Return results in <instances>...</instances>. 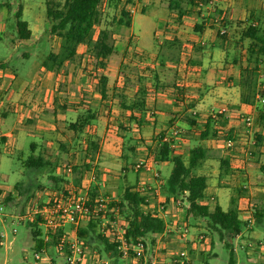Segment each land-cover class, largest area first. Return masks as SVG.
Wrapping results in <instances>:
<instances>
[{
  "label": "crops",
  "instance_id": "obj_1",
  "mask_svg": "<svg viewBox=\"0 0 264 264\" xmlns=\"http://www.w3.org/2000/svg\"><path fill=\"white\" fill-rule=\"evenodd\" d=\"M13 1L15 0L4 3L10 4L5 6L11 11L10 14L5 11V8L0 7V23L14 14ZM215 1L218 12L225 14L230 23L226 30L235 27L238 21L249 24L247 20L251 17L261 18L259 23L264 27V16L261 15V13L264 14V0ZM169 4L170 0H137L135 3L130 0L126 8L132 15L131 28L126 31V35L119 38L122 43V55L119 56V60L113 59L114 55L117 57L115 49L103 70L96 69L93 61L88 63L85 46L79 48V53L83 55L80 62L67 61L58 72L43 69L42 62L45 58L41 59L30 82L21 80L18 70L11 68L8 61H3L8 65L3 64L2 66L0 63V124L3 126L0 125V154L10 152L15 148L16 142L31 135L32 126L27 125L34 124L33 127L36 129L35 132L40 142H32L30 148L33 154L39 148L38 156L44 158L47 167L31 171L46 173L50 181L47 186L45 183H38L34 188V194L40 200L47 201L52 193L57 192L74 193L77 196H88L93 192L96 197L103 196L108 192L101 191L102 182L110 185L121 175H127L128 172L133 171L135 184L130 185L126 182L128 185L122 193L128 187H149L152 193L159 190L160 200H158L161 202L160 190L170 175L169 169L164 170L163 167L171 162H157L156 169L160 173V179L164 182L159 186L151 174L135 171L134 163L129 166L124 159L123 148L126 144H122V140L128 142L131 138H125L126 136L122 134H132L138 136L134 138L135 141L141 140L140 144L132 145V153L136 151L147 153L150 146L154 151L158 148L159 137L162 134L177 127L181 135L178 148L174 150L185 160L188 159L194 147L201 146L205 150V159L196 169L197 174L208 178L205 198L201 200V203L213 207L219 204L216 190L220 188L230 190L231 201L232 199L235 201L240 218L251 224L246 232L251 233L254 231L255 222L253 208H264L261 205L255 206L249 199V195L254 194L264 198V162L262 163L261 160L264 157V151H260L257 156L251 152L250 155L255 159L251 160L246 155L247 157L241 161L237 158L241 157L239 153L243 154L244 149L237 148L236 153L229 154L233 149L227 148L226 142L221 137L229 132L236 142L241 137L239 130L241 120L247 114L241 102L240 89L241 68L247 65L240 63V55H236L237 50H234L239 47L241 38L239 42H234V48L230 49L228 44L230 45L232 40L229 35L220 36L213 15L189 7L180 16L177 11L170 10ZM132 5L138 8V12L130 9ZM151 10L160 22L158 31L164 29L169 35H173V38L166 41L168 45L161 46L155 33L152 45L142 48L138 46L139 37L134 32L133 20L137 13L149 18L152 14L149 13ZM251 22L258 24L256 19ZM30 29L32 31V28ZM2 33H4V25L0 24V34ZM171 41H176V45L171 46L169 44ZM132 42H134L133 45ZM183 44L191 45L190 51L194 47V53L196 49L200 52L197 56L199 58L197 63L193 62L188 69L186 64H181L180 50ZM160 47H163L160 57L157 58L156 55L154 57L153 52L158 53ZM83 48L84 51L80 52ZM132 53L136 56L142 55L141 61H136ZM191 66L194 68L191 69ZM171 70L177 75V77L174 75L172 81L166 74ZM101 74L107 77L105 97H102L97 90L98 77ZM263 88L258 83V89L263 91ZM119 95H122V99L118 97ZM260 97L258 94L249 112V114L254 113L255 122L259 125L255 136L257 141L260 139L258 142H262L264 137V128L259 121V109L264 111V104L260 103ZM123 98L127 103L144 98L145 109L142 111L135 108L124 109L121 106ZM192 112L197 115L194 116ZM215 112H221V114L218 113L220 117L212 120L208 135L201 137L208 119L213 117ZM89 113L94 115V119L85 127L83 133L75 134L68 129L70 123L76 122L79 117ZM132 113L141 118V124L136 121L130 122L126 118ZM11 116L14 118L11 119ZM190 120H193L194 124L190 123ZM213 131H218L219 134L214 135ZM183 132L186 135L183 134L182 138ZM249 133L251 135V131ZM89 141L97 142V150H90ZM80 144L82 145L81 151L75 150ZM46 149L47 151L43 153ZM51 150L55 151V155L58 156L57 161L51 157L53 152ZM63 151L65 154L61 157L60 154ZM114 157H122L124 164L110 161ZM139 158L137 157L138 160ZM222 160L227 164L223 165ZM61 164L65 167L61 168ZM67 168H72L74 173L69 172ZM95 171L100 172V175L96 176V180H92L91 176ZM52 175L53 177H50ZM244 177L246 178L245 185L242 184V187L234 185L236 180L243 182ZM243 189L246 194L242 193ZM18 193L21 194L22 191L18 190ZM113 194L117 197L118 193L114 191ZM109 197L117 199L110 192ZM149 197L148 208L156 209L151 211L157 213L158 200L151 195ZM169 200L171 208L165 213H158L165 221L166 228L176 225L178 219L187 220L188 224L185 223L187 226L191 224L190 220L193 216L187 211L189 203L183 197L173 195ZM175 203L179 205L178 208L175 207ZM198 218L200 217H193V219ZM201 224L197 221L193 227ZM196 228L189 229L190 236L203 234L201 229L199 231V228ZM246 232L244 230L235 239L243 237ZM156 241L159 246L162 245L164 252L158 264H173L172 254L180 247V242L168 236L164 239L158 236ZM202 248L205 251L199 249V252H203L204 255L211 246L207 242ZM233 249L236 256L237 249L235 246ZM204 258L203 256V260ZM193 260L195 263L199 259ZM85 264H93L91 257L86 260ZM146 264L152 263L147 262Z\"/></svg>",
  "mask_w": 264,
  "mask_h": 264
},
{
  "label": "trees",
  "instance_id": "obj_2",
  "mask_svg": "<svg viewBox=\"0 0 264 264\" xmlns=\"http://www.w3.org/2000/svg\"><path fill=\"white\" fill-rule=\"evenodd\" d=\"M17 1H19V4L14 12L17 38L21 41L29 40L32 37V31L29 28V23L22 19L24 11L22 0ZM197 2L198 0H170L169 8L172 11H177L182 16L187 8H196ZM129 4L130 0H46V16L49 21L48 31L51 35L58 37L61 42L57 51H51L45 57L42 68L47 71L58 72L67 61L80 62L82 55L79 53V48L85 46L87 48L88 63L93 61L96 69L103 70L115 50L113 42L114 35L117 34L116 30L128 31L131 28L132 15L130 10L126 8ZM9 5L2 4L0 7ZM108 9L113 11V14L108 13ZM219 14L222 16L221 25L226 29L230 24L227 16L223 13ZM254 19L258 21V24L251 22ZM260 19L259 17H251L247 20L249 24L241 34L243 39L250 41L247 53L249 62L254 60L255 64L254 68L248 66L241 68V102L244 105L246 115L249 114L251 107L255 104L257 95L264 96V90L261 91L262 93L258 91L260 65L264 62V27L259 23ZM224 35L226 33L220 34V36ZM169 44L174 46L176 41H171ZM1 65L3 66V64ZM106 87L107 77L101 74L98 77L97 90L102 97L106 95ZM118 97L122 99V95ZM121 106L124 109L132 110L135 108L142 111L145 109V99L141 98L127 103L123 98ZM219 117L220 114H216L215 117L208 119L201 137L208 135L212 120ZM126 118L130 122L142 123L141 118L133 113ZM92 119H94V115L91 113L81 116L76 122L70 123L68 129L75 134H81ZM259 121L264 128V111L262 109H259ZM190 123L194 124V121L190 120ZM213 134L218 135L219 132L213 131ZM163 136L164 134L159 137V146L153 151L151 158L159 163L171 162L173 164L172 171L164 184L168 193L173 196H182L189 203L188 214L195 218L205 219L208 227L219 234L221 241L225 240L226 235L232 239L250 228V222L240 218L233 199L231 207L227 210H224L219 204L211 207L201 203V200L205 198L208 178L197 174L196 169L205 159L204 148L201 146L194 147L191 149L188 159L185 160L182 155L170 147L168 142L163 141ZM221 137L225 139L227 148H231L235 140L229 132ZM89 143L90 150H97V142L89 141ZM221 162L223 165L227 164L224 160ZM25 165L29 170H40L47 167V162L42 156L31 155ZM50 177H53V175ZM89 198L88 206L93 208L97 197L92 192ZM147 198L148 196L138 191L137 188L128 187L123 191L119 200L111 202L109 206L119 210L120 217L123 220V228L129 238L133 240L150 238V243L155 244L157 236L164 233L166 223L157 213L148 208ZM11 199H9V202ZM253 218L257 225L264 226V208L254 207ZM40 223L41 219L36 218L29 223V226L35 251L42 252L45 248L49 249V244L43 243L39 238L41 235ZM77 231L78 236L87 247L98 248L107 257L114 258L113 262H117L116 244L111 240L109 234L103 233L100 218L97 216L89 218L85 224L78 227ZM51 243H54V241ZM225 245L230 249L229 264H236L232 244L226 242Z\"/></svg>",
  "mask_w": 264,
  "mask_h": 264
},
{
  "label": "rangeland",
  "instance_id": "obj_3",
  "mask_svg": "<svg viewBox=\"0 0 264 264\" xmlns=\"http://www.w3.org/2000/svg\"><path fill=\"white\" fill-rule=\"evenodd\" d=\"M134 3L137 2V0H133ZM10 2V0H0V5ZM245 2V1H244ZM249 2V1H248ZM253 2V1H250ZM14 10L17 9L19 1L15 0L12 2ZM22 5L24 7L23 11V17L22 19L27 21L30 25V28H32L33 35L29 40L21 41L17 38V27H16V18L14 17V14L11 15L6 20L1 21L0 24L4 25V33L0 34V63L5 64L3 61H8L9 66L15 70H18L19 77L23 81L30 82L32 74L37 66L38 63H40L41 59L45 58L49 52L51 51H57L60 46V39L56 36H53L49 33V21L46 16V0H22ZM5 11H7L8 14H10V10H8L6 7ZM132 5L130 6V9L135 10L138 12V8ZM1 9V8H0ZM108 13L113 14V11H110L108 9ZM105 12V11H104ZM112 12V13H111ZM152 13V10L149 12ZM148 13V14H149ZM261 15L264 16V14L261 13ZM10 16V15H9ZM157 17V16H156ZM134 24V32L139 37L138 40V46L142 48H148L150 45H152L153 42V36L154 34L157 37V40L161 42V46H165V44L168 45L167 40H170L173 38V35H169L164 29L158 31L160 27V22L155 18V14H151L149 18L146 16L144 17L141 13H137L134 16L133 20ZM248 26L247 22H240L238 21V24L235 27H230L228 30H226V35H229L231 44L228 46L230 49L234 48V42H239V47L234 50L236 55H240V63H245L249 68H254V60L252 62H249V56L247 53V47L249 45V40H245L241 37L242 31L244 28ZM218 31H220L222 28H220V25H217ZM174 29V28H173ZM172 30V29H169ZM162 34H161V33ZM116 35H114V46L116 51V56L114 55L113 59L117 60L119 56L122 55V43L119 41V38L121 36L126 35V31L124 30H116ZM136 42V39H135ZM134 42H132V45ZM168 47V46H167ZM191 45H185L181 47V64H186L187 69L188 66L191 64L197 63L199 58L200 52L195 48H192V51H190ZM163 48V47H162ZM162 48L160 47V51L157 54L153 52V56L156 55V57H160ZM83 49H80V52H83ZM23 54H25L23 56ZM81 56V55H80ZM83 56V55H82ZM130 56V55H129ZM133 58L140 62L141 56H136L134 53H132ZM155 57V56H154ZM194 57V58H193ZM239 58V59H240ZM82 59V58H81ZM119 60V59H118ZM264 60V57H263ZM81 61V60H80ZM8 65V64H5ZM253 66V67H252ZM194 68L191 66V69ZM174 71H168L166 74L169 78V80H173L174 77L177 75L173 73ZM175 75V76H174ZM258 83L261 88H263L264 84V62L260 65L259 70V78ZM264 89V88H263ZM262 90H259L260 93ZM220 113L221 112H215ZM11 119L14 118V116L10 117ZM240 123V132L241 137L234 142V146L231 147L233 150L230 151L229 154H234L237 151V148H243L244 152L243 154L239 153L241 157L237 158L241 161L245 159V157L249 156L252 160V158L255 159V157L251 154L253 152L255 156L260 153V151H264V137L262 139V142H258L255 139L256 133L258 132L259 125L255 124L253 126H248L246 123L245 118L241 120ZM2 126V124H0ZM30 128L31 135L23 137L19 142H16L15 148L11 150L10 152H3L0 154V181L3 183V187L7 190L11 188H15L16 190H21L22 193L18 196H13L11 201L6 204L4 210L2 211V216H0V264H34L35 263V245L34 241L32 239V232L31 228L29 226V223L32 222L31 217H29V212L31 210L32 205H35L37 200H40V198H37L35 196L34 188L38 185V183L44 184L47 186L50 184L49 179H47V174L43 172H32L26 167V162L28 161V158L31 155L38 156L40 154L39 148L35 152V154L32 153V150L30 148V144L32 142H40L39 138L37 137V133L35 132L36 129L34 124L27 125ZM3 127V126H2ZM251 131V135H249ZM36 133V135H33ZM124 133V132H123ZM186 135V133H182ZM123 136H126L125 138L130 137L131 143L128 140L125 141L122 140V144L124 145L123 152H124V159L129 163V166L133 163H136L138 161L137 157H140V159H146L151 158V155L154 151L152 147L150 146V149L147 151V153H139V151L133 152L131 150L132 145L135 143H139V139L135 141L134 138H138V136H134L132 134H122ZM264 136V133H263ZM124 138V137H123ZM152 140V139H150ZM225 141V139H223ZM133 141V142H132ZM142 144V143H141ZM64 145H68V143H64ZM193 145V144H192ZM258 145V146H257ZM82 145H78L75 150L81 151ZM146 145H144L145 147ZM47 151L44 150L43 153ZM53 150H51L52 152ZM77 152V151H76ZM51 157L53 159H58L55 155V151L51 153ZM65 152L63 151L62 154H60L61 157ZM247 155V156H246ZM105 157V156H104ZM108 158V157H106ZM137 159V160H135ZM262 163L264 162V157H262ZM57 161V160H56ZM110 161H117L119 164H124V160L121 157L113 158V160ZM64 163V161H63ZM61 168L65 167L63 164H61ZM68 166V165H67ZM66 166V167H67ZM169 169L168 173L170 174L173 168V164H168L167 166L163 167V169ZM130 170V169H129ZM72 173L73 169H72ZM261 173V172H260ZM46 174V177L44 176ZM95 176H99L100 172L95 171ZM244 175V174H243ZM169 176V175H168ZM243 182H237V180L234 182V185H240L242 187V184L246 183L245 177ZM128 184H135V173L133 171L128 172L127 175H121L114 183L110 185H106L104 182L101 183V191L108 192L107 194H104L101 197L104 198H110L112 200H119V198L122 195V190L126 187ZM229 182V181H228ZM245 185V184H244ZM155 190V189H154ZM116 191L117 197L114 193ZM161 202L165 203L169 208H171V201L169 200L171 195L168 193L167 188L163 186L161 188ZM109 192L113 197H116L117 199H113L112 197H109ZM231 191L226 188H220L216 190V195L218 197V203L220 206L227 210L231 206ZM242 193L246 194L244 192V189L242 190ZM90 197V194L87 196ZM181 198L182 196H177ZM90 199V198H89ZM249 199L255 206H263L264 207V198L262 199L261 195L256 196L254 194L253 196L249 195ZM183 200V199H182ZM262 201V202H261ZM175 207L178 208V204H174ZM154 208H150V210H153ZM156 210V209H154ZM153 210V211H154ZM177 210V209H176ZM242 217V216H241ZM121 221L122 218H120ZM191 224L189 223L188 228H199V231L202 230L203 234H206L205 240L203 244L207 243L210 244L211 248L207 249L205 251L202 246H200V251H203L202 253L199 252V250H192L191 253L195 257L194 259H199L197 262L194 263V260L192 261V264H229L230 259V249L226 247L225 243L229 242L230 244H233L235 248L237 249L236 253V259L237 264H264V226H259L254 222V231L250 233V231L245 230L246 234L244 233L243 237H240L238 239L232 238L230 239L227 235L225 236V240L221 241L219 238V234L215 231H212L209 227L207 222H205L202 218L193 219L191 217ZM199 221L202 223L201 225H197L193 227V225ZM178 223H187L186 221H183L182 219H178ZM85 224V223H83ZM82 225V223L80 224ZM42 230L43 228L39 226ZM196 228V229H197ZM201 229V230H200ZM248 233V234H247ZM200 235V234H199ZM197 235V236H199ZM190 236V234H189ZM191 237V236H190ZM193 237H196L194 235ZM148 245L151 248H154L157 243L151 244L150 238L145 239ZM207 248V247H206ZM91 252L98 254L100 259L102 260H109V264H124V260H120L117 262H113L105 255V253L100 252L98 248L89 247ZM48 254L52 258H56L58 255L53 248H49ZM94 255V254H93ZM203 256L205 257L203 260ZM152 256L148 252V263H151ZM58 264H62V260L57 261ZM113 262V263H112ZM94 264V261H93Z\"/></svg>",
  "mask_w": 264,
  "mask_h": 264
},
{
  "label": "built area",
  "instance_id": "obj_4",
  "mask_svg": "<svg viewBox=\"0 0 264 264\" xmlns=\"http://www.w3.org/2000/svg\"><path fill=\"white\" fill-rule=\"evenodd\" d=\"M196 9L205 11L209 15L214 16V23L222 28L220 34H225L226 29L221 25L222 16L217 10L215 0H198ZM260 103L264 104V97H260ZM194 116L197 114L192 112ZM217 114V113H216ZM213 113V117L216 116ZM247 125L255 124V115L250 113L245 117ZM180 129L172 128L163 136V141L168 142L173 149L178 148V140L180 138ZM157 161L153 158L140 159L133 164V169L138 172L149 173L161 186L164 182L160 179V173L156 169ZM69 172L72 168H67ZM92 180H96L95 174L91 176ZM138 191L148 196L147 202L150 205V197L159 199V190L152 193L149 187H138ZM18 190L14 187L7 190L3 187L0 181V216L9 199L13 196H18ZM160 200V199H159ZM158 200L157 214L165 213L168 210L166 204ZM89 198L87 195L77 196L74 193L57 192L52 193L47 201L37 200L35 205H32L29 212V217L33 221L36 218L41 219L40 239L43 243L49 244V248L55 249L57 257L54 259L49 254V249H43L42 252L35 251L34 264H58V260H62V264H85L86 260L91 257L94 264H109V260L100 259L98 254L91 252L84 241L78 236V227L82 222H86L89 218L97 216L101 219V229L103 233L109 234L111 240L116 244L115 254L117 261L124 260V264H146L148 260V252L151 254L152 264H158L162 254V245H157L151 248L145 239L133 240L129 238L123 228V222L119 214V210L109 206L113 202L110 198L97 197L93 208L88 206ZM162 218V217H161ZM189 228L185 223H176L173 227L166 228L164 233L159 235L162 239L175 238L180 243V247L172 254L173 264H192L195 258L191 253L192 250H199L203 246L206 234H200L196 237L189 236ZM158 237V236H157ZM54 243H51L53 242ZM94 254V255H93ZM111 261L114 258H109Z\"/></svg>",
  "mask_w": 264,
  "mask_h": 264
}]
</instances>
